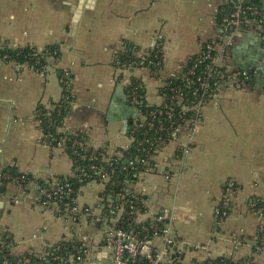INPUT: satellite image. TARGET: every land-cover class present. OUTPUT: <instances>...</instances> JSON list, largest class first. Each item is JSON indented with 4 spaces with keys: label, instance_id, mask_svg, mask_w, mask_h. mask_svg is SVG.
Segmentation results:
<instances>
[{
    "label": "crops",
    "instance_id": "crops-1",
    "mask_svg": "<svg viewBox=\"0 0 264 264\" xmlns=\"http://www.w3.org/2000/svg\"><path fill=\"white\" fill-rule=\"evenodd\" d=\"M228 3L0 0V50L5 45L60 48V56L49 59L43 73L0 57V186L7 167L41 180L73 173L71 157L62 148H50L43 142L35 116L39 105L50 107L64 99L59 71L70 75L74 97L61 131L83 130L90 148H106L115 155L130 146L128 126L139 117L127 99L130 79L142 82L149 105H162L160 90L168 79L180 75L205 45L226 43L227 31L219 15ZM241 33L218 64L230 73L251 72L250 85L241 90L225 88L217 102L202 108L200 118L178 129L152 157L153 166L129 186L145 196L146 211L137 214L136 224L159 216L167 220L181 256L176 264L219 257L264 264V250L255 251L261 219L249 206L255 197L264 199V26L249 24ZM125 42L138 47L139 56L159 42L161 68L156 72L145 67L118 70L114 55ZM230 180L238 185L231 199L233 210L217 223L214 209ZM28 189L11 182L0 194V226L13 235L16 254L30 249L42 252L77 237L88 241L86 264L113 263L104 227L95 219L83 216L76 223L69 219L68 224L67 217L38 203L36 188ZM101 190L98 184L83 187L78 206L95 208ZM163 245V238L155 239L152 247Z\"/></svg>",
    "mask_w": 264,
    "mask_h": 264
},
{
    "label": "trees",
    "instance_id": "trees-1",
    "mask_svg": "<svg viewBox=\"0 0 264 264\" xmlns=\"http://www.w3.org/2000/svg\"><path fill=\"white\" fill-rule=\"evenodd\" d=\"M246 4L252 5L260 12V16L247 13L246 21L264 19V0H250ZM236 6L235 0H229V3L220 12L221 22L227 14L230 15L236 10ZM247 27L245 22L241 29L245 30ZM139 52L140 49L134 44L123 43V49L116 51L115 67L118 69L123 65H132L133 68L145 67L154 72L161 68L163 64L162 47L159 42L152 49L145 50L141 56L137 55ZM208 53L205 45L199 55L189 59L180 75L167 80L166 85L160 90L164 97V103L160 106L149 105L145 99L142 82L135 77L130 79V83L126 87L127 99L128 103L137 109L139 117L128 126L127 135L131 139L130 146L119 150L115 155H110L106 148H90L87 133L83 130L61 131L65 119L70 115L74 97L71 95L70 75L59 71L64 89V99L61 102L52 103L50 107L39 105L35 116L43 132L42 140L44 143L50 148H58L59 143L64 142V151L73 161V173L69 176H56L41 180L34 178L31 174L21 173L15 167H7L2 174L0 194H4L7 184L11 182L19 184L26 192L29 190L30 183H34L53 195L50 199L42 196V200L50 203L57 202L59 210L56 209L55 214L60 217L64 214L65 209L76 206V200L83 187L92 184L94 181L100 183L101 175L107 174L110 180L105 183L99 194V197L102 198L100 204L103 206L102 216H115L111 210H115L117 205L122 203L125 212L121 215L117 226L128 234L136 235L140 241L154 238L156 236L154 228L160 230L166 228L167 220L156 221L154 219L136 224L137 214H132L131 208L134 207L138 214L145 212V196L138 193H127V189L137 181L139 173L153 166L152 157L172 140L180 126H184L188 121L197 118V114L191 108L200 99L210 100V94L216 90V82H219L221 86L228 87L227 84L232 74L222 66H215L210 59L206 58ZM215 54V52L211 53L212 56ZM59 56L60 48L57 45L48 46L43 50L32 45L16 47L5 45L0 50V57L5 62L27 65L42 73L46 72L48 60L57 59ZM191 71H194L195 74L190 73ZM236 72L242 74L243 70ZM246 72L250 78L252 73ZM199 78L209 80L210 88L204 96L200 88ZM249 85L250 82L248 81L247 86ZM134 99L137 100L136 103L132 102ZM183 108H187V110L184 111ZM249 204L254 205V210H261L264 218V199L255 197L251 199ZM250 209L252 210V208ZM72 217L74 218L73 222L76 223L82 215L77 214L72 215ZM88 217L90 219L95 218L93 215ZM1 230L0 264H86L88 261L89 247L77 237H74L73 240L64 239L47 246L42 252L30 249L22 254H16L13 235L7 230L4 232ZM158 234L160 233L158 232ZM260 248L264 249V224L262 222L257 231L255 251H261ZM175 255L174 257H177V253ZM78 256L82 259L77 260ZM71 257L74 261H71ZM180 258L178 253V258L172 264L178 263ZM136 263L149 264V261L138 257ZM247 263L254 264L248 258L234 261L226 257L208 259L197 264Z\"/></svg>",
    "mask_w": 264,
    "mask_h": 264
},
{
    "label": "built area",
    "instance_id": "built-area-1",
    "mask_svg": "<svg viewBox=\"0 0 264 264\" xmlns=\"http://www.w3.org/2000/svg\"><path fill=\"white\" fill-rule=\"evenodd\" d=\"M248 1L250 0H235L236 5H237L236 10L233 11L230 15L227 14L223 18L222 24L227 31L226 43H223L222 41H218V42L209 43L206 45L207 51L209 52L206 55V58L210 59L215 66H220L218 64V59L222 57L221 55L226 53L227 46L232 45L233 41H235L237 37H240V35L242 34L241 32L243 31L241 27L243 26L245 22L247 23V26L249 24H254L257 28H261L264 26V19L262 18L261 19L259 18L253 21H246L247 13H252L255 16H260V12L255 7H253L252 5L246 4ZM219 45L222 46L220 50H218ZM122 49H123V45H122L121 50ZM212 52H215L216 54L212 56L211 55ZM115 57H117L116 53L114 55V59ZM131 69H134L132 65H123L118 68V70L120 71H128ZM190 73L195 74L194 71H191ZM231 74H232L231 79L227 84L228 87L234 88L236 90H241L247 87L249 76L246 71H243L242 74H240L239 72L233 71L231 72ZM199 81H200V88L202 89L203 96H204L209 91V88H210L209 80L206 78L204 79L199 78ZM228 87L221 86L219 82H216L215 84L216 90L210 94V100L205 101V100L200 99V101L193 108H191L197 114V118H200L202 108L205 107V105L211 101L217 102L220 99V94L222 93V91ZM136 101H137L136 99L132 100V102L134 103H136ZM183 110L186 111L187 108H183ZM58 148H62L64 150L65 145L63 141L59 143ZM154 167H156V165H154ZM109 180H110V177L107 174H102L101 182L97 183L96 181H94L92 184H98L102 186V189H103L105 183H107ZM30 186L38 190L39 195L37 197V201L44 208L50 209L54 213L56 209L59 210L57 202H51V203L48 201L43 202L42 196H46L49 199L53 197V195L50 192H48V190L41 189L39 185H35L34 183H30ZM237 190H238L237 184L233 180L228 181L224 185V194L222 198L219 200V202L216 204L215 209H214V218L217 223H221L226 217L229 216V212L231 213V211L233 210L231 199H232V195ZM127 193H135V192H133L131 189L128 188ZM16 202H19V200H17ZM101 202H102V198L99 197L98 195V204L95 208H89V207L80 208L76 200V206L71 209H68V208L65 209L64 214L61 215L60 217L62 218L67 217L66 221L68 222V224H70L69 219L71 221L74 220L72 215L81 214L82 217L83 216L86 217L89 215L95 216L94 221L104 227V231L107 237L106 239L109 242L110 247L112 249V252L109 257L114 264H137L136 260L138 257L147 259L149 261V264H170V263L172 264L174 260L178 258V251L175 249L176 244H175L174 239L170 236V230L168 226L161 230L155 227L154 231H156V236L154 238L145 240V241H140L136 235L128 234L117 226L119 220L121 219V215L125 212V208L123 204L121 203L120 205H117L115 210H111L112 214H114L115 216L104 217L102 216V212H101L103 209V206H100ZM249 206L250 208H252L253 212L256 213L260 217L261 222L264 224V218L262 215V211L254 210L253 204H249ZM131 209H132V212H131L132 214H138V212L135 210L134 207ZM163 219L164 217L159 216L156 218V221H161ZM1 232H4V230H1ZM158 232L160 234H158ZM161 238L164 239L163 247H160V248H157L154 246L152 247L153 241L155 239H161ZM73 239L74 238H71L70 240H73ZM79 240L85 242L86 243L85 245L89 247V244L86 238H81ZM262 249L263 248H260V250ZM176 253H177V257H174ZM76 259L81 260L82 258L78 256ZM71 261H74L73 257H71Z\"/></svg>",
    "mask_w": 264,
    "mask_h": 264
},
{
    "label": "water",
    "instance_id": "water-1",
    "mask_svg": "<svg viewBox=\"0 0 264 264\" xmlns=\"http://www.w3.org/2000/svg\"><path fill=\"white\" fill-rule=\"evenodd\" d=\"M81 8H82V4L81 5H79V7H78V9H77V13H80V11H81ZM103 257H106L107 256V254L106 253H103V255H102ZM104 264H114V263H107V262H104Z\"/></svg>",
    "mask_w": 264,
    "mask_h": 264
},
{
    "label": "rangeland",
    "instance_id": "rangeland-1",
    "mask_svg": "<svg viewBox=\"0 0 264 264\" xmlns=\"http://www.w3.org/2000/svg\"><path fill=\"white\" fill-rule=\"evenodd\" d=\"M231 181V180H230Z\"/></svg>",
    "mask_w": 264,
    "mask_h": 264
}]
</instances>
